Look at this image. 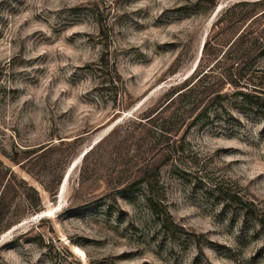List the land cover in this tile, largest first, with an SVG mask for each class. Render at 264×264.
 Wrapping results in <instances>:
<instances>
[{
  "label": "rangeland",
  "instance_id": "1",
  "mask_svg": "<svg viewBox=\"0 0 264 264\" xmlns=\"http://www.w3.org/2000/svg\"><path fill=\"white\" fill-rule=\"evenodd\" d=\"M240 1L255 0H0V189L9 167L40 200L6 229L0 215V264H264V54L207 119L172 122L151 204L143 184L118 190L153 153L134 116L190 75ZM234 11L215 42L253 27ZM99 64L121 83H100Z\"/></svg>",
  "mask_w": 264,
  "mask_h": 264
},
{
  "label": "trees",
  "instance_id": "2",
  "mask_svg": "<svg viewBox=\"0 0 264 264\" xmlns=\"http://www.w3.org/2000/svg\"><path fill=\"white\" fill-rule=\"evenodd\" d=\"M235 8H238V10L234 11ZM231 10L236 15H243V18L248 16L253 19L254 25L249 31L237 32L217 43L215 42V35L223 34L224 36L226 26L222 25L231 21L227 20V13ZM213 28L212 34L206 37L202 43L196 66L190 75L167 87L158 101L134 116L132 120L134 128H139L140 130L139 134L134 136V138L145 137L148 140L146 152L153 153L147 158L146 162L135 169L134 173L136 175L133 174L132 179L118 190L143 184L146 191L144 199L151 204L149 195L151 183L149 179H153L157 171L156 159L153 156L159 150H168L167 148L173 144V137L178 134V131L176 128L171 127L172 122L177 119L179 121L178 124L181 123L182 125L184 124V119L189 116L191 119L185 124V127H189L196 121L202 122L203 118L207 119L209 108L214 107L218 102L220 104V100L226 95L221 92L224 88V83L235 88L240 87L243 84L241 80L244 66H249L250 60H255L264 54V0L240 1L232 4L216 19ZM209 48H212V50H209ZM233 56H237V58L234 59ZM221 58L229 61L227 67L218 73L213 70L215 73L213 75L208 73V71L212 72L213 67H218L217 62ZM110 70L109 72H104L103 64L98 65L96 71L101 78L100 83H105L107 80L109 82L115 80L121 83L120 76L116 71L112 68ZM110 72L113 73V78L115 79H111ZM231 94L239 97L242 104H255L251 103V97L259 99V96H251L248 92L239 89H236ZM194 111L196 112L194 113ZM48 144L46 143L33 152L20 151V153L25 154L21 160H19L20 157H18L17 152H14V157L8 158L13 163L18 164L26 158L39 156L45 149L50 148ZM30 155L32 156L29 157ZM5 173L7 177L0 189V215L4 222V229L8 228L12 223L18 222L22 214L34 213L40 207L37 192L26 180L16 175L9 167H5ZM43 187L46 188L45 186ZM28 192L32 193L31 197ZM256 221L259 225L264 224L261 218H256Z\"/></svg>",
  "mask_w": 264,
  "mask_h": 264
},
{
  "label": "bare ground",
  "instance_id": "3",
  "mask_svg": "<svg viewBox=\"0 0 264 264\" xmlns=\"http://www.w3.org/2000/svg\"><path fill=\"white\" fill-rule=\"evenodd\" d=\"M74 164V163H73ZM65 181V177H64V179H63V181H62V184H63V182Z\"/></svg>",
  "mask_w": 264,
  "mask_h": 264
},
{
  "label": "water",
  "instance_id": "4",
  "mask_svg": "<svg viewBox=\"0 0 264 264\" xmlns=\"http://www.w3.org/2000/svg\"><path fill=\"white\" fill-rule=\"evenodd\" d=\"M200 49H201V46H200Z\"/></svg>",
  "mask_w": 264,
  "mask_h": 264
}]
</instances>
